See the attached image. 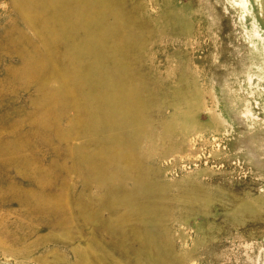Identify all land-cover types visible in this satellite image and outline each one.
<instances>
[{
	"label": "rangeland",
	"instance_id": "obj_1",
	"mask_svg": "<svg viewBox=\"0 0 264 264\" xmlns=\"http://www.w3.org/2000/svg\"><path fill=\"white\" fill-rule=\"evenodd\" d=\"M0 264H264L258 1L0 0Z\"/></svg>",
	"mask_w": 264,
	"mask_h": 264
},
{
	"label": "bare ground",
	"instance_id": "obj_2",
	"mask_svg": "<svg viewBox=\"0 0 264 264\" xmlns=\"http://www.w3.org/2000/svg\"><path fill=\"white\" fill-rule=\"evenodd\" d=\"M256 1H258L260 8L262 9V11H264V0H256ZM245 3H247V0H245Z\"/></svg>",
	"mask_w": 264,
	"mask_h": 264
}]
</instances>
